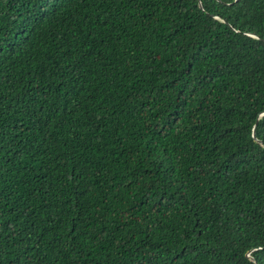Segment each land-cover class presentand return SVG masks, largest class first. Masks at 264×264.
<instances>
[{"label": "trees", "instance_id": "16d2710c", "mask_svg": "<svg viewBox=\"0 0 264 264\" xmlns=\"http://www.w3.org/2000/svg\"><path fill=\"white\" fill-rule=\"evenodd\" d=\"M0 0V264H264V0Z\"/></svg>", "mask_w": 264, "mask_h": 264}, {"label": "snow or ice", "instance_id": "6c2138e0", "mask_svg": "<svg viewBox=\"0 0 264 264\" xmlns=\"http://www.w3.org/2000/svg\"><path fill=\"white\" fill-rule=\"evenodd\" d=\"M41 4L45 3V0H39ZM47 4L49 5L48 9H45V11H49L53 8H55L56 4L58 3V0H46Z\"/></svg>", "mask_w": 264, "mask_h": 264}]
</instances>
